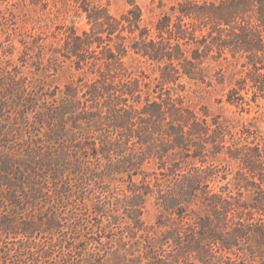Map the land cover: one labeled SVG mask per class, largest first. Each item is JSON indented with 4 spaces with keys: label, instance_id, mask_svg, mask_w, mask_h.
Listing matches in <instances>:
<instances>
[{
    "label": "trees",
    "instance_id": "obj_1",
    "mask_svg": "<svg viewBox=\"0 0 264 264\" xmlns=\"http://www.w3.org/2000/svg\"><path fill=\"white\" fill-rule=\"evenodd\" d=\"M73 1L88 31L65 29L60 47L31 35L19 63L0 64V264H264V138L180 93L232 57L245 74L226 101L244 111L264 99V0H178L153 27L137 0L120 16L103 0ZM29 66L79 76L51 91ZM152 159L168 182L160 204L177 216L163 244L174 249L128 257V243L122 254L87 228L77 200L101 168L149 188Z\"/></svg>",
    "mask_w": 264,
    "mask_h": 264
},
{
    "label": "rangeland",
    "instance_id": "obj_2",
    "mask_svg": "<svg viewBox=\"0 0 264 264\" xmlns=\"http://www.w3.org/2000/svg\"><path fill=\"white\" fill-rule=\"evenodd\" d=\"M177 1L137 0V3L144 10L145 24L153 27L160 15L169 12ZM128 2L129 0H103V4L108 5L111 14L115 16L127 12L130 8ZM2 14L10 20L0 27V64H6L9 60L19 63L25 48L23 41L30 43L33 40L31 35H40L47 38V44L60 47L64 44L65 29L75 28L78 34L90 29L86 15L77 10L73 0H11L10 3L2 5ZM46 65L47 61L44 66ZM242 65V60L232 57L211 61L206 65L208 83L186 78L181 82L186 89L179 92L198 110L202 106H207L214 115L233 125L236 131L249 127L264 138V99H259L257 103L252 102L249 110L244 111L226 101L235 81L245 74ZM135 67L145 70L148 74L153 72L152 66L139 60L135 62ZM25 73L31 79L37 76L45 77L46 89L51 91L56 86L64 88L65 84L79 76V73L69 66L58 74L47 69L38 71L37 68L29 66ZM246 97L251 99L252 94ZM232 167L234 171L237 169L235 164H232ZM144 171L150 174L149 188L145 186L142 175L135 177L133 184L127 175H109L101 168L98 172L102 177L93 178L86 185L88 191L85 200H77L89 216L86 217L89 218L86 222L87 228H90L95 236L102 235L104 244L108 247L114 246V250H120L122 254L127 252L124 243H128V257L131 254H135L133 255L135 257L144 254L147 246L152 244L157 250H166L167 253L174 249L173 239L170 244L163 245L164 238L177 227L174 224L177 216H171L160 204L159 192L161 189L166 190L168 182L162 174L164 170L160 168L159 159H152L146 163ZM158 178L163 183L162 187L157 186ZM232 180L233 175H230L228 180L219 178L213 185L214 189L219 192L229 182L233 183ZM231 189L236 194L233 185ZM144 192H148L147 195H144ZM142 195L145 197L144 203ZM95 208H98V211Z\"/></svg>",
    "mask_w": 264,
    "mask_h": 264
}]
</instances>
